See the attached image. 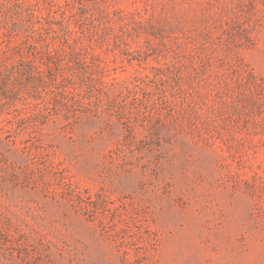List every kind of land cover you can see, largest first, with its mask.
Listing matches in <instances>:
<instances>
[{"label": "rangeland", "instance_id": "obj_1", "mask_svg": "<svg viewBox=\"0 0 264 264\" xmlns=\"http://www.w3.org/2000/svg\"><path fill=\"white\" fill-rule=\"evenodd\" d=\"M0 264H264V0H0Z\"/></svg>", "mask_w": 264, "mask_h": 264}]
</instances>
